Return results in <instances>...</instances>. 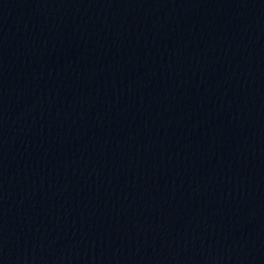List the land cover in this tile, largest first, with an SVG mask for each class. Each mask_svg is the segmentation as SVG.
<instances>
[{
  "label": "water",
  "instance_id": "1",
  "mask_svg": "<svg viewBox=\"0 0 264 264\" xmlns=\"http://www.w3.org/2000/svg\"><path fill=\"white\" fill-rule=\"evenodd\" d=\"M0 264H264V0H0Z\"/></svg>",
  "mask_w": 264,
  "mask_h": 264
}]
</instances>
